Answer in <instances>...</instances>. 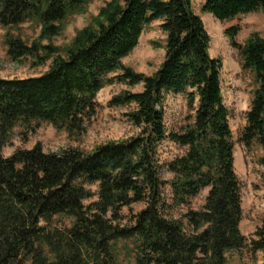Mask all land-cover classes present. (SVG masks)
Listing matches in <instances>:
<instances>
[{
  "label": "trees",
  "instance_id": "1",
  "mask_svg": "<svg viewBox=\"0 0 264 264\" xmlns=\"http://www.w3.org/2000/svg\"><path fill=\"white\" fill-rule=\"evenodd\" d=\"M90 1L0 0V27L32 23L40 27V41H51L66 18ZM202 1V12L220 22L264 13V0ZM156 21L165 36L164 57L147 76L123 60ZM94 25L78 32L64 54L50 44L5 37L11 60L51 63L37 77L0 78V264H121L120 241L132 242L133 264H228V255L242 252L261 254L264 261V221L249 240L240 231L241 186L222 63L210 56V36L191 0H109ZM239 32L231 26L224 35L255 86L239 140L261 148L264 186V39L254 33L239 44ZM114 81L142 86L110 101L130 108L125 116L139 130L136 136L88 152L47 153L37 144L3 156L16 128L34 131L46 123L83 134L96 113V95ZM171 94L184 96L187 115L184 125L168 131L165 100ZM164 141L183 150L165 166L169 181L158 155ZM203 191L204 205L191 209ZM134 204L144 208L122 225V209ZM179 208L185 212L175 216ZM59 218L69 226L57 225Z\"/></svg>",
  "mask_w": 264,
  "mask_h": 264
},
{
  "label": "rangeland",
  "instance_id": "2",
  "mask_svg": "<svg viewBox=\"0 0 264 264\" xmlns=\"http://www.w3.org/2000/svg\"><path fill=\"white\" fill-rule=\"evenodd\" d=\"M109 0H91L81 10L69 15L62 24V32L51 41L41 40L40 27L32 23H25L18 28L0 27V78L3 79H26L37 77L47 72L51 58L44 65H34V60L23 58L17 61L7 56L5 45L6 35L19 38L26 45L38 43L42 46L52 45L60 54H64L70 46L76 34L81 30L95 26L101 8ZM202 0H191V6L202 20L210 36V56L219 59L222 63L221 85L224 104L230 111V130L234 144V170L241 186V209L242 219L240 231L248 240L255 230L264 221V186L261 183V166L259 159L263 152L255 144L244 146L239 138L245 125V113L247 112L252 93L255 88L252 76L243 72L240 65L238 52L231 49L224 30L237 26L240 32L236 38L239 44H243L247 38L257 33L264 39V13L256 12L242 15L233 21L220 22L208 13L202 12ZM160 22L156 21L147 26L142 32L136 48L123 60V64L136 73L147 76L153 75L161 66L164 57L165 36L159 29ZM142 90L141 85L129 87L126 84L112 82L106 85L96 95L97 109L83 134L69 133L65 130H57L53 126L41 123L34 131H26L21 128L13 130L8 143L2 149L4 157L11 156L16 150H29L39 144L44 152L60 153L67 149L91 151L95 147L107 142H116L136 136L138 129L133 127L126 118L130 108L113 107L110 101L113 97L128 91L138 93ZM187 108L184 96L168 95L165 100V124L168 131L178 130L184 125ZM183 150L170 141H164L159 149V160L162 164V178L165 181L171 179L166 169V164L175 157L180 156ZM95 190V189H93ZM164 195L170 199V189L166 187ZM207 191H203L193 199L190 208L200 210L204 205ZM86 201L85 204H89ZM144 208V204H134L124 208L121 214L124 218L122 225L126 224L129 217ZM185 212L184 208L175 210L174 215L179 216ZM69 226L66 218H59L56 222ZM118 259L121 264H133L129 251L133 248L130 241H120L116 244ZM228 264H264L261 254L255 257L247 252L228 255Z\"/></svg>",
  "mask_w": 264,
  "mask_h": 264
}]
</instances>
